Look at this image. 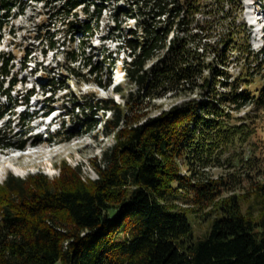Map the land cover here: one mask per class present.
<instances>
[{
  "label": "trees",
  "instance_id": "obj_1",
  "mask_svg": "<svg viewBox=\"0 0 264 264\" xmlns=\"http://www.w3.org/2000/svg\"><path fill=\"white\" fill-rule=\"evenodd\" d=\"M19 1L0 0V45L7 18L22 8ZM80 1L67 0L63 8H75ZM216 1L218 12L225 10L224 4L234 3ZM92 2L98 6V19L105 3ZM206 2L135 0L136 9H122L121 14L136 19L142 29L140 33L138 28H132L130 37H126L129 46L142 50L140 64L151 59L154 50L168 46L166 41L172 30L184 32L170 41L165 56L141 76L142 80L147 78L163 85L174 78L191 82L200 78L196 88L201 98L143 123L128 120L125 114L117 143L106 151L100 163L94 164L97 178L84 175L80 165H70L66 160L62 162L61 174L54 178L42 172L28 178L10 175L0 184V264H264V181L253 188L249 196H254V200L244 209L247 195L221 197L233 188L227 186V181L213 179L199 170L223 156L241 133L240 124L230 120L227 107L237 103L240 108L250 103L264 111V84L258 93L237 88L219 91L218 85L232 88V83L220 79L218 67L210 65L212 74L204 75L200 53L191 47L199 32L194 33L189 26L195 23L197 30L208 34L210 27L194 19L196 14L215 12L206 11ZM208 21L202 20L204 24ZM74 27L73 33L84 43L83 54L91 60L92 53L88 54L86 48L93 50L94 46L86 38L96 27L91 20ZM49 47L58 49L56 43L50 42ZM12 60L11 54L0 52V74L10 81ZM106 62L95 67L102 68ZM18 82L13 79V85ZM34 92L31 88L27 97L23 94L16 99L11 107L1 111L0 117L23 101L28 107ZM4 94L13 100L11 90ZM104 101L108 103L104 108L117 111L120 118L121 110L109 104L111 100ZM78 108L101 107L98 102H85L79 103ZM52 111L50 108L45 114ZM24 114L31 120L38 118L37 112L25 110ZM85 122L90 131L99 120L91 116ZM48 135L59 138L61 131ZM32 141L37 143L36 138L28 137L5 144L24 148ZM183 167L189 173H184ZM177 202L199 206L207 203L216 206L219 214L209 229L197 237L190 219L192 211L179 207Z\"/></svg>",
  "mask_w": 264,
  "mask_h": 264
},
{
  "label": "rangeland",
  "instance_id": "obj_2",
  "mask_svg": "<svg viewBox=\"0 0 264 264\" xmlns=\"http://www.w3.org/2000/svg\"><path fill=\"white\" fill-rule=\"evenodd\" d=\"M66 1L20 0L22 8L14 10L1 32L0 52L11 54L14 60L10 64L12 80L0 74V113L23 94L27 97L31 88L35 92L28 107L22 104L0 117V184L10 175L28 178L42 172L54 178L61 174L64 160L73 166L80 165L84 175L97 178L94 164L100 163L106 151L117 143L119 130L125 125V114H128V120L143 123L175 106L184 107L190 100L201 98L200 90L196 88V83L202 81L200 78H194L192 82L174 78L163 85L141 78L165 56L170 41L184 32L172 30L166 41L168 46L154 50L152 58L140 64L142 50L129 46L126 39L130 37V29L138 28L137 20L121 14L122 9H136L135 0H96L105 3L98 19V6L92 2L94 0H82L70 10L63 8ZM224 6L225 10L218 12L217 1L207 0L206 11L214 9L215 12L194 16L195 21L210 28L204 35L195 23L190 25L194 33L199 32L191 47L200 53L205 76L212 74L210 65H216L221 72L220 79L232 83V88L218 85L219 91L237 88L238 91L258 93L264 84V0H234ZM94 11L96 14L92 15ZM204 19L209 20L207 24L202 22ZM85 20H91L92 26L96 27L86 38L94 46L93 50L86 48L88 54L92 53L91 60L83 54L84 43L80 42V36L72 31L74 25ZM138 31L142 33L141 28ZM50 42L56 43L58 49H50ZM249 47L250 52H247ZM74 54L76 58H73ZM137 58L139 62L134 64ZM101 61L107 62L102 68L95 67ZM13 79L19 81L17 85H13ZM51 82L57 85H50ZM7 89L12 91V101L4 94ZM104 100H111L109 104L121 110L120 118L117 111L104 108L108 104ZM85 102H98L101 108L79 109L78 104ZM238 106L232 103L227 109L230 120L240 124L241 133L223 156L219 155L212 164L201 166L199 170L213 179L227 181V186L233 188L224 191L221 197L247 195L249 200L244 199L243 206L246 209L254 200V196H249L253 188L264 181V111L250 103ZM50 108L57 119L48 130L42 114ZM25 110L37 112L38 118L26 117ZM91 116L99 123L88 131L85 121ZM117 120L121 121L117 123ZM58 130L61 131L59 138L48 135ZM28 137L36 138L39 143L36 150L24 145L23 150L15 152L18 147L5 144ZM2 150L11 153L1 154ZM182 170L189 173L186 167ZM176 204L192 211L190 219L197 237L209 229L219 214L216 206L207 203L201 206Z\"/></svg>",
  "mask_w": 264,
  "mask_h": 264
},
{
  "label": "bare ground",
  "instance_id": "obj_3",
  "mask_svg": "<svg viewBox=\"0 0 264 264\" xmlns=\"http://www.w3.org/2000/svg\"><path fill=\"white\" fill-rule=\"evenodd\" d=\"M55 119H57L56 117H55ZM54 119V120H55ZM25 145H27L28 147H27V149L29 148V149H35V148H37L38 146L37 145H39V143H34L33 141L32 142H28V143H26ZM36 150V149H35ZM46 150V149H45ZM5 151V150H4ZM3 150H2V152H1V154H3V152H4ZM40 151V150H39ZM39 151H37V152H39ZM7 153H11V152H8V151H6ZM6 152H4V154L6 153ZM14 152V151H13ZM34 152V151H33ZM36 152V151H35ZM45 152H47V153H49V151H45ZM13 154V153H12ZM29 154V153H28ZM35 154V153H34ZM24 155V154H23ZM20 156H22V155H20Z\"/></svg>",
  "mask_w": 264,
  "mask_h": 264
}]
</instances>
